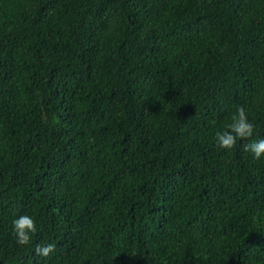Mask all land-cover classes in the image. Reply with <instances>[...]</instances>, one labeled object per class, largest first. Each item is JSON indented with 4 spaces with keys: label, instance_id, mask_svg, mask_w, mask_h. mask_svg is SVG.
I'll return each instance as SVG.
<instances>
[{
    "label": "trees",
    "instance_id": "obj_1",
    "mask_svg": "<svg viewBox=\"0 0 264 264\" xmlns=\"http://www.w3.org/2000/svg\"><path fill=\"white\" fill-rule=\"evenodd\" d=\"M259 137L264 0H0V264H264Z\"/></svg>",
    "mask_w": 264,
    "mask_h": 264
},
{
    "label": "clouds",
    "instance_id": "obj_2",
    "mask_svg": "<svg viewBox=\"0 0 264 264\" xmlns=\"http://www.w3.org/2000/svg\"><path fill=\"white\" fill-rule=\"evenodd\" d=\"M255 124L248 119L246 110L240 106L231 116V121L225 127L215 132V144L222 149H232L238 140L253 137ZM247 153H251L254 159L264 158V137L250 139L243 145ZM11 232L18 245L29 244L32 235L37 232V221L27 213H21L11 221ZM54 243L38 244L35 253L43 258H48L55 253Z\"/></svg>",
    "mask_w": 264,
    "mask_h": 264
}]
</instances>
